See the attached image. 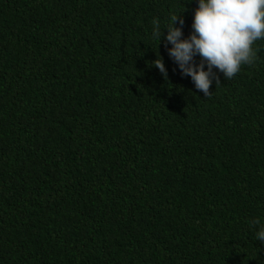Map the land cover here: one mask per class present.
<instances>
[{
	"label": "trees",
	"instance_id": "1",
	"mask_svg": "<svg viewBox=\"0 0 264 264\" xmlns=\"http://www.w3.org/2000/svg\"><path fill=\"white\" fill-rule=\"evenodd\" d=\"M197 6L0 0V264H264V40L206 97L151 37Z\"/></svg>",
	"mask_w": 264,
	"mask_h": 264
},
{
	"label": "clouds",
	"instance_id": "2",
	"mask_svg": "<svg viewBox=\"0 0 264 264\" xmlns=\"http://www.w3.org/2000/svg\"><path fill=\"white\" fill-rule=\"evenodd\" d=\"M194 2L198 6L194 12L190 36L184 37L185 21L181 15H172L163 30L158 18L151 21V37L159 41V45L163 39L168 56L178 66L181 76L190 77L195 88L209 97L212 95L209 89L213 81L219 84L217 73L231 80L242 66H251L256 62L254 45L264 40V0ZM196 57L200 58L199 63ZM153 66L167 79L168 73L162 57L157 55ZM251 223L257 226L255 239L264 242V224L259 219Z\"/></svg>",
	"mask_w": 264,
	"mask_h": 264
}]
</instances>
